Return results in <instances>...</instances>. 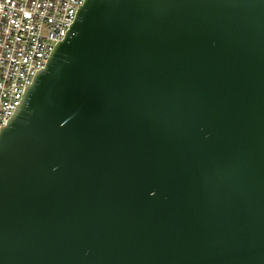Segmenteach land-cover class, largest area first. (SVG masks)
<instances>
[{"label":"water","instance_id":"water-1","mask_svg":"<svg viewBox=\"0 0 264 264\" xmlns=\"http://www.w3.org/2000/svg\"><path fill=\"white\" fill-rule=\"evenodd\" d=\"M0 264H264V0H84L0 126Z\"/></svg>","mask_w":264,"mask_h":264},{"label":"built area","instance_id":"built-area-1","mask_svg":"<svg viewBox=\"0 0 264 264\" xmlns=\"http://www.w3.org/2000/svg\"><path fill=\"white\" fill-rule=\"evenodd\" d=\"M84 0H0V126Z\"/></svg>","mask_w":264,"mask_h":264}]
</instances>
